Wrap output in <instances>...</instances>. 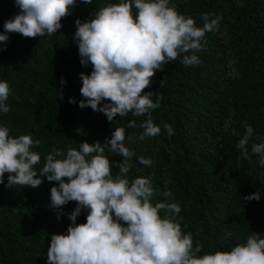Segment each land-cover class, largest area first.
Instances as JSON below:
<instances>
[{"label":"trees","instance_id":"16d2710c","mask_svg":"<svg viewBox=\"0 0 264 264\" xmlns=\"http://www.w3.org/2000/svg\"><path fill=\"white\" fill-rule=\"evenodd\" d=\"M119 2L93 0L86 5L77 0L71 15L61 20V29L50 36L7 33L8 42L0 44V81L11 89L6 102L11 110L0 112V126H6L13 138L30 135L40 141L32 149L41 156L35 166L38 172L53 148L66 155L69 147L79 150L84 141L104 142L123 127L125 145L135 153L127 178L151 179L158 189L153 205L165 199L167 182V190L173 193L170 202L181 206L176 219L182 232L192 234L194 247L203 245L197 256L230 251L255 233L264 238V168L251 153L253 143L264 142V0H170L198 27L204 23L202 13L222 19L217 30L205 34L203 50L195 53L199 65L184 66L177 59L155 73L144 91L163 97L161 107L152 111L161 134L133 143L127 137L138 136L143 129L127 125L133 120L139 125L146 116L129 113L108 121L103 113L79 107L84 99L79 74L90 75L92 66L81 65L75 21L87 22L100 8ZM20 11L15 0H0V34H6L4 23ZM69 98L76 103H69ZM152 98L155 101V94ZM229 117L232 123L225 131ZM165 123L172 126L173 136H167ZM245 124L254 129L248 144L250 159L236 147ZM104 155L112 162L115 177L123 158L107 149ZM141 156L151 158L152 165L140 164ZM7 176L0 184V264H47L51 235L67 234L76 202L55 209L50 189L57 182L44 178L36 188H9ZM257 192L260 200H244ZM87 214L82 209L76 223H85ZM160 215L164 218L165 213Z\"/></svg>","mask_w":264,"mask_h":264},{"label":"clouds","instance_id":"9594fccd","mask_svg":"<svg viewBox=\"0 0 264 264\" xmlns=\"http://www.w3.org/2000/svg\"><path fill=\"white\" fill-rule=\"evenodd\" d=\"M82 2L91 5L93 0ZM76 3L77 0H15L21 11L4 23L6 34H0V44L8 42L7 33L25 38L55 34ZM200 19L204 22L202 27L192 17L180 14L170 0H120L100 8L87 22L77 19L74 39L81 65L92 66L90 75L79 74L84 98L79 107L103 113L108 121L129 113L146 116L139 125L135 120L128 123L130 129H143L138 136L129 135V143L160 135L161 128L153 122L152 111L161 107L163 97L144 90L150 88L155 73L170 62L180 59L184 66L201 63L195 53L203 50V44L207 43L205 34L217 30L222 17L202 13ZM60 83L66 84L63 77ZM10 94L8 83L0 81L2 113L11 110L6 103ZM102 101L108 102L101 106ZM69 103L76 101L69 98ZM231 123L229 117L225 131ZM163 127L168 137L174 135L170 124ZM244 127L236 147L243 158L250 159L248 144L254 129L248 124ZM232 131L235 134L236 130ZM125 139V129L118 127L110 139L92 144L81 142L79 150L69 147L66 155L63 150L53 148L38 172L35 166L41 156L32 149L40 141L30 135L13 138L6 126H0V184H4L5 173L8 174L5 187L9 188H36L46 178L58 183L50 189L53 208L76 202L67 234L51 235L47 264H264V238L259 233L249 235L245 244H237L230 251L197 256L203 245L197 243L194 247L192 234L182 232L176 219L181 206L170 202L173 193L167 190V182L162 193L165 199L153 205L158 189H154L151 179L127 178L132 167L129 162L135 153L125 145ZM106 149L123 158L117 164L119 173L115 177L112 162L104 155ZM251 153L259 157L258 163L264 168V142L253 143ZM139 163L151 166L153 161L141 156ZM260 198L257 192L244 200ZM82 209L88 213L86 222L77 224ZM162 211L164 218L160 215Z\"/></svg>","mask_w":264,"mask_h":264}]
</instances>
